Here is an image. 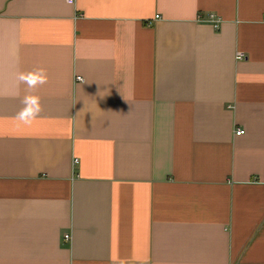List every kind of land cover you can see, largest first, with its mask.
<instances>
[{
  "label": "crops",
  "instance_id": "0c3cea01",
  "mask_svg": "<svg viewBox=\"0 0 264 264\" xmlns=\"http://www.w3.org/2000/svg\"><path fill=\"white\" fill-rule=\"evenodd\" d=\"M0 264H264V0H0Z\"/></svg>",
  "mask_w": 264,
  "mask_h": 264
},
{
  "label": "clouds",
  "instance_id": "9594fccd",
  "mask_svg": "<svg viewBox=\"0 0 264 264\" xmlns=\"http://www.w3.org/2000/svg\"><path fill=\"white\" fill-rule=\"evenodd\" d=\"M17 95L19 94V85H27L28 90L37 88L47 83L48 76L44 68H35L28 72H19L17 74ZM24 107L17 113L16 119L24 125H30L41 113L42 105L40 97L37 95L26 94L23 97Z\"/></svg>",
  "mask_w": 264,
  "mask_h": 264
},
{
  "label": "built area",
  "instance_id": "2783aa9c",
  "mask_svg": "<svg viewBox=\"0 0 264 264\" xmlns=\"http://www.w3.org/2000/svg\"><path fill=\"white\" fill-rule=\"evenodd\" d=\"M66 1L68 3H74L75 2V0H66ZM156 18H159V16L156 15ZM213 21L215 22V26L218 27L219 20L213 19ZM243 56H244V53H241V52L237 53V58H242ZM76 78H77V80H83V78L81 76H77ZM243 134H245V130L244 129H242V128L237 129L236 135H243ZM70 238H71L70 234H65V239L69 240Z\"/></svg>",
  "mask_w": 264,
  "mask_h": 264
}]
</instances>
